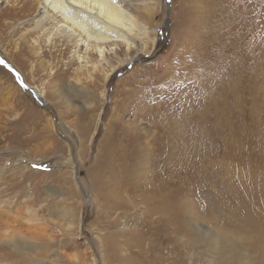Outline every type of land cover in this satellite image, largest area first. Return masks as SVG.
Instances as JSON below:
<instances>
[{
  "label": "rangeland",
  "instance_id": "1",
  "mask_svg": "<svg viewBox=\"0 0 264 264\" xmlns=\"http://www.w3.org/2000/svg\"><path fill=\"white\" fill-rule=\"evenodd\" d=\"M130 1L83 72L0 4V264H264V0Z\"/></svg>",
  "mask_w": 264,
  "mask_h": 264
},
{
  "label": "bare ground",
  "instance_id": "2",
  "mask_svg": "<svg viewBox=\"0 0 264 264\" xmlns=\"http://www.w3.org/2000/svg\"><path fill=\"white\" fill-rule=\"evenodd\" d=\"M9 1L11 0H0V4H6ZM24 1L29 2V8L34 7L32 11V13L35 14L33 18V20H35L33 31H35V33L39 35L37 40H32L33 42L27 41V37H22V40L24 41L23 43H25V45H27L28 43L30 44L29 52L35 54L34 56L42 57L44 51H42L39 47L41 41L45 42V45L49 44V48L64 46L65 48L69 49L70 47H72V57L74 61H77L79 64H83L80 67V72H83V68H87L86 66L89 63L88 61H86V58H84V56H97V62L102 63L104 60H106V55L114 52V54H116L115 50L120 46L125 47L126 50L133 49L135 46L134 39L139 37L138 34L140 30L142 31L143 36L146 34L145 28L140 25L136 15L134 16V14L128 11V9L133 6L130 0H126L125 2L122 0ZM12 8L14 7L12 6ZM41 36L44 37V40L41 39ZM55 40L59 41L61 44L57 42L59 45H56V42L53 43ZM81 53H83L84 56H81ZM97 68L98 67L95 64L92 66L91 71L95 72L98 70ZM2 170L3 168L1 169V171ZM261 198L264 200V196H261ZM159 200L161 202L163 201L162 199ZM259 201L260 197L256 199V202ZM247 204L251 206L252 201L250 199H247ZM169 207L170 206H165V204H159L151 208L152 210H154L153 212H151V214L153 215L154 213H160L164 215V217L168 215L175 216L173 213H171V209ZM249 215H252V220L259 222L261 221V219L256 216L253 210ZM173 221L174 220L171 219L170 223L172 222L173 224ZM154 230H157V228ZM172 230L175 235L176 231H179L177 226H173ZM262 232L263 230L262 228H260L258 230V233L261 235ZM142 239L143 236L139 235L137 238V243L142 242ZM6 242L8 243V240ZM13 242L14 243L10 245H12L15 249L23 248L22 245H24V242L19 241V239L15 241L13 240Z\"/></svg>",
  "mask_w": 264,
  "mask_h": 264
}]
</instances>
